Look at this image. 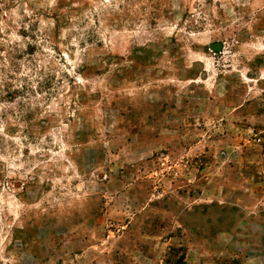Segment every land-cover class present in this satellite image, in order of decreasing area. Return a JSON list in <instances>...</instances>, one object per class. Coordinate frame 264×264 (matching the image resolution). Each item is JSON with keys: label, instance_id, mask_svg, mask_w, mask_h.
Returning a JSON list of instances; mask_svg holds the SVG:
<instances>
[{"label": "rangeland", "instance_id": "obj_1", "mask_svg": "<svg viewBox=\"0 0 264 264\" xmlns=\"http://www.w3.org/2000/svg\"><path fill=\"white\" fill-rule=\"evenodd\" d=\"M0 264H264V0H0Z\"/></svg>", "mask_w": 264, "mask_h": 264}, {"label": "water", "instance_id": "obj_2", "mask_svg": "<svg viewBox=\"0 0 264 264\" xmlns=\"http://www.w3.org/2000/svg\"><path fill=\"white\" fill-rule=\"evenodd\" d=\"M216 46H218V45L216 44L215 46H211L210 48H211V49H215Z\"/></svg>", "mask_w": 264, "mask_h": 264}]
</instances>
